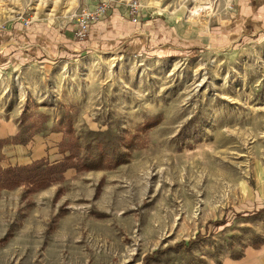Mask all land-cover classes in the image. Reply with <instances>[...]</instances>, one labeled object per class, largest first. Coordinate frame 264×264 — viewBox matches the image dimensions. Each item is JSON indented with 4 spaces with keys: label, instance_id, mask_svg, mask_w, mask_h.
<instances>
[{
    "label": "rangeland",
    "instance_id": "rangeland-1",
    "mask_svg": "<svg viewBox=\"0 0 264 264\" xmlns=\"http://www.w3.org/2000/svg\"><path fill=\"white\" fill-rule=\"evenodd\" d=\"M100 1L0 0V137L33 140L1 164L80 165L0 185V264H264V0H104L76 38Z\"/></svg>",
    "mask_w": 264,
    "mask_h": 264
},
{
    "label": "trees",
    "instance_id": "trees-1",
    "mask_svg": "<svg viewBox=\"0 0 264 264\" xmlns=\"http://www.w3.org/2000/svg\"><path fill=\"white\" fill-rule=\"evenodd\" d=\"M31 135L24 138L18 133L12 138H0V185L2 187L18 186L24 182L39 186L49 185L55 179L63 176V173L68 168L80 166L77 161L78 151L75 143L63 138L60 142V151L64 153V157L60 160L50 162L48 159L42 158L24 165L3 167L1 164L2 147L10 142L25 143ZM99 154L100 158L104 159V153L99 152ZM262 243H264V240L255 246H259Z\"/></svg>",
    "mask_w": 264,
    "mask_h": 264
},
{
    "label": "built area",
    "instance_id": "built-area-1",
    "mask_svg": "<svg viewBox=\"0 0 264 264\" xmlns=\"http://www.w3.org/2000/svg\"><path fill=\"white\" fill-rule=\"evenodd\" d=\"M108 6V3L102 0L92 7L82 8L76 12L74 14V36L78 39L87 38L92 25L105 18ZM133 6L135 7V4Z\"/></svg>",
    "mask_w": 264,
    "mask_h": 264
},
{
    "label": "crops",
    "instance_id": "crops-1",
    "mask_svg": "<svg viewBox=\"0 0 264 264\" xmlns=\"http://www.w3.org/2000/svg\"><path fill=\"white\" fill-rule=\"evenodd\" d=\"M96 4H97V2L95 3V5H96ZM92 6H94V5H91V7H92ZM72 35H73V33H72ZM0 36H1V35H0ZM68 36H69V37H68L67 39H71V40L73 39V36H71L70 34H68ZM64 40L66 41V38H65ZM67 50L71 51L70 49H67ZM44 52L46 53V49L44 50ZM2 55H3L4 57H8V56H9V53H8V51H6V52L2 53ZM2 55H1V56H2ZM9 60H10V59H9ZM18 133H19V132H17L15 135H17ZM15 135H14V136H15ZM32 137H33V136H32ZM0 138H2V137H0ZM7 138H10V137H7ZM7 138H2V139H7ZM30 138H31V137H30ZM30 138H29L25 143H14V144H27V142H28L29 140H31ZM35 138H37V137H35ZM31 142H33V140H31ZM10 143H13V142H10ZM6 144H7V143H6ZM6 144H5V145H6ZM5 145H4V146H5ZM4 146H3V147H4ZM3 147H2V148H3ZM1 150H2V149H1ZM29 163H31V162H29ZM27 164H28V163H27ZM260 246H263V247H264V243L260 244L259 246H256L255 248H259ZM262 251H263L262 254H263V257H264V249H263Z\"/></svg>",
    "mask_w": 264,
    "mask_h": 264
}]
</instances>
